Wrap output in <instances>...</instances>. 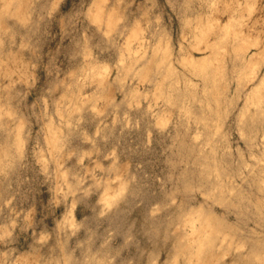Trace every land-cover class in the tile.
I'll list each match as a JSON object with an SVG mask.
<instances>
[{"label":"rangeland","instance_id":"rangeland-1","mask_svg":"<svg viewBox=\"0 0 264 264\" xmlns=\"http://www.w3.org/2000/svg\"><path fill=\"white\" fill-rule=\"evenodd\" d=\"M95 1L97 3V0H24L19 6L16 4L19 0H15L13 4L11 3L10 10L5 11L3 6L5 2L9 3V0H0V15L3 16L0 22V163L4 160L6 163L0 164L2 171L0 173V264H168L169 262H171L169 264H194L196 257H193L194 262L188 263L187 256L190 250L188 249L182 257L180 246L186 248L187 242L190 243L189 248L198 245L189 241L195 236L196 239L198 238L196 243L200 240L202 243L204 234L199 231L202 230L197 220L199 214L195 216V213L203 214L209 211L212 212L211 217L214 215L221 218L220 222L225 216V223L220 224L224 225V232L226 225L229 226L230 234L229 237H224L226 233L219 237L218 232L222 226L220 225V229H217V226V232H214L216 240L213 239V234L211 247L202 252L203 259L207 256L212 260L209 259L204 264H242L245 258L248 261L250 259L249 264H264V255L261 257L262 260L258 258L257 262L254 255V258H250L251 254L249 258L246 257L249 255L248 246L252 242L259 244L264 237V203L261 201L264 199V192L256 193L257 188L253 185L254 172L256 167L261 166L260 157L264 149V121H261L264 108L256 109L253 105L250 112L244 110L243 115L240 113V110L245 109L247 92L251 91L259 77L264 76V58L255 76L247 74L245 77L244 71H239L242 62L245 63L252 52L256 60L259 58L257 57L261 46L259 43L264 37V29H262L264 0H256L257 3L252 0L255 2L253 3L255 5L251 4L254 6L251 7L252 11H248L249 2L245 4L244 0H227L228 2L214 0V4L211 2L213 0L210 2L199 0L200 3L198 0H103L104 2L98 0L97 5ZM222 3L228 6L226 12ZM208 4L210 7L215 5V8L213 6L210 8ZM238 7L243 11V15H247L248 12L251 14L242 18L240 31L243 29L245 33L247 29L248 32L245 33L246 35L241 34L246 36L243 39L247 40V34L251 33L258 35L257 38L261 40L256 41L258 44L254 42L248 44L244 60L243 50L238 54L240 50L236 49L238 51L236 53L233 43L231 46L233 34L231 36L230 32L228 37L225 34L227 27L225 24L229 22L234 25L233 23L236 24L237 19L240 18L238 16L242 11ZM216 8L218 11H214ZM111 11L113 15L111 19L114 21V17L117 18L113 25L109 23ZM189 11L192 12L191 15ZM205 17L209 19L206 20ZM188 19L190 22L187 21ZM196 19H201L197 26H195L198 22ZM254 19L259 22L255 24L256 28L251 27ZM208 21L213 22L215 30L213 28V31L209 32L210 36L209 33L207 36L205 34L206 39L200 40V30ZM199 26H202L201 29ZM132 27L133 29L137 27L138 33H135L136 29L133 30ZM132 32L135 37L129 36ZM193 35L195 40L199 35L200 38L198 37L197 40L201 42L203 40L204 43L197 41L195 43ZM159 37L161 40H158ZM128 38L130 43L127 42ZM214 38L223 40V48H218L221 42L219 40L216 42L217 39ZM166 40L170 48L171 46L173 48L167 52L169 55L164 54L163 47L167 44ZM210 40L211 47H208L207 41ZM212 41L215 42V46L217 45V51L221 52L220 56H216L219 59L214 58L211 53L214 50ZM152 42L156 45L154 49ZM192 42L195 45L191 44ZM128 44L134 51L139 52H134L132 49L128 51L126 48ZM157 44L159 52L156 49ZM197 45L200 50H197ZM227 50L230 54L226 53ZM132 51L138 56L141 54L140 57L137 54L135 56L134 53L133 56ZM157 52L161 55H156ZM209 52L213 58L207 55ZM128 55L131 57H127ZM186 55L196 63H199V58H201L200 62L208 61L209 65L212 64L210 67H213L209 71L213 69L215 73L216 67L213 65L216 62L218 66L221 65L219 70L224 75L218 72L222 77L219 79L221 82L218 81V75L213 77V72L208 70L207 72L212 76L205 72L203 73L205 77H202L203 74L194 75V70L192 71L189 65H184ZM141 56H145L146 59ZM160 56L166 58L167 63L160 62L162 60ZM223 56L226 58L224 59ZM138 58L143 59L140 62ZM144 59L143 64L148 62V67L144 65L142 67ZM168 60L173 62L172 66L175 65V68L168 67ZM171 70L174 72L173 76ZM180 74L183 75V79ZM165 76L173 78L164 81ZM239 76L242 77L241 80ZM204 81L202 86L201 83ZM225 81L230 85L228 86ZM168 83L175 86H170ZM178 85L181 89H178ZM189 86H192L193 90ZM154 87L157 89L155 90ZM215 88H219V91L223 90L225 98L222 95L217 101L218 97H214L213 92ZM179 90H183L184 95ZM216 103L220 107L218 104L216 106ZM216 110L218 113L215 112ZM223 112H226L225 115ZM251 114L258 115V119L255 117V120H252ZM237 117L239 119L243 117V122L241 123L242 119L239 121ZM246 121L250 124L245 130ZM260 128H263V131ZM238 129L239 133L236 131ZM196 132L202 133L198 136ZM53 134L56 138H53ZM240 135L245 138H241ZM18 136L21 143L17 140ZM199 142H201L200 146ZM5 147L8 149L6 150ZM12 154L14 159L11 158ZM224 162L230 164H227L229 165L227 169ZM220 165L223 169L218 167ZM243 166L247 170L254 166L250 170L252 173L248 171L247 173ZM214 168L218 171L216 169L214 171ZM220 168L224 170L223 173ZM197 175L199 176L196 178ZM208 188L213 192H207ZM217 188L218 191L221 189L220 193L217 192ZM229 188L232 191L228 190ZM255 195L257 198L261 197L259 195L263 196L259 200ZM215 198L218 200L216 201ZM107 200L111 201L110 204ZM230 200L234 201V206ZM253 202H257L259 207L256 204L254 207L251 206ZM192 204L193 209H189ZM186 214H190V218L196 221L194 225H198L197 229L194 227V231L190 230L192 227H188L190 218L187 219L189 216ZM183 220L186 223H183L185 228L182 224ZM186 220L188 223L185 222ZM193 233L196 235L194 236ZM231 236H233L232 242H230ZM236 239L239 241L242 239L244 248L237 247L239 241ZM246 240H249V243ZM224 250L227 252L224 253ZM216 254L219 255L218 258L221 257L217 261Z\"/></svg>","mask_w":264,"mask_h":264},{"label":"bare ground","instance_id":"bare-ground-1","mask_svg":"<svg viewBox=\"0 0 264 264\" xmlns=\"http://www.w3.org/2000/svg\"><path fill=\"white\" fill-rule=\"evenodd\" d=\"M13 1L15 2V0H9V3H6V2H5L4 6H3V8H4L3 10L6 11V9H9V8L11 7V3L13 4ZM23 1H24V0H19V2H18L19 4H18L17 2H16V4L20 6V5L22 4ZM101 1H103V0H101ZM101 1H100V2H101ZM104 1H105V0H104ZM104 1H103V2H104ZM195 1H196V0H195ZM198 1H199V0H198ZM205 1H206V0H205ZM207 1H208V0H207ZM225 1H227V0H225ZM245 1H246V2H245ZM253 1H254V0H253ZM253 1H252V0H244L245 4L249 2V3H248V4H249L248 11H252V10H251V9H252L251 7H254L253 5H255V4H253V3H255L256 0H255V2H253ZM100 2H99V4H100ZM209 2H210V0H209ZM211 2H213V4H214V0L211 1ZM222 2H223V1H222ZM227 2H228V1H227ZM244 2H243V3H244ZM94 3H96V1H95ZM97 3H98V0H97ZM97 3H96V5H97ZM189 3H190V2H188V4H189ZM198 3H200V1H199ZM216 3H217V1H216ZM216 3H215V4H216ZM223 3H224V2H223ZM223 3H222V5L225 6V12H226V8H228V6H226V5L223 4ZM256 3H257V2H256ZM103 4H104V3H103ZM206 4H207V3H206ZM209 4H210V3H209ZM209 4H208V6L210 7ZM236 4H238V3L236 2ZM251 4H253V5H251ZM17 5H16V7H17ZM25 5H26V4H25ZM93 5H95V4H93ZM198 5H199V4H198ZM202 5H203V4H202ZM240 5H241V4H240ZM100 6H102V5H100ZM208 6H206V7H208ZM212 6H213V5H212ZM212 6H211V7H212ZM214 6H215V5H214ZM214 6H213V7H214ZM16 7H14V8H16ZM90 7H91V6H90ZM102 7H103V6H102ZM198 7H200V5H199ZM211 7H210V8H211ZM213 7H212V8H213ZM216 7H217V6H216ZM218 7H219V6H218ZM229 7H230V6H229ZM245 7H246V6H245ZM96 8H97V7H96ZM99 8H100V7H99ZM99 8H98V10H99ZM193 8H194V7H193ZM214 8H215V7H214ZM236 8H237V5H236ZM236 8H234V9H236ZM16 9H17V8H16ZM19 9H21V8H19ZM102 9H103V8H102ZM112 9H113V7H112ZM145 9H146V8H145ZM147 9H148V8H147ZM189 9H190V7H189ZM189 9H188V10H189ZM200 9H202V8H200ZM234 9H231V10H234ZM238 9L241 10L240 7H238ZM9 10H10V9H9ZM26 10H27V9H25V11H26ZM91 10H92V8H91ZM94 10H96V9L94 8ZM114 10H115V9H114ZM192 10H193V9H192ZM228 10H229V9H228ZM7 11H8V10H7ZM17 11H18V9H17ZM92 11H93V10H92ZM146 11H147V10H146ZM196 11H197V9H196ZM214 11H218L217 8H216V10H214ZM241 11H242V10H241ZM246 11H247V10L245 9V12H246ZM93 12H94V11H93ZM95 12H97V10H96ZM189 12H190V11H189ZM193 12H194V11H193ZM201 12H202V11H201ZM230 12H231V11H230ZM233 12L235 13L236 11H233ZM22 13H23V12H22ZM111 13H112V11L109 13V23H112L111 25H113V22H114L117 18L114 17L115 20L113 21V20H112V19H113V18H112L113 15H112ZM148 13H149V12H148ZM148 13H147V14H148ZM191 13H192V12H190V15H191ZM195 13H196V12H195ZM206 13H207V12H206ZM206 13H205V16H206ZM211 13H212V12H211ZM91 14H92V13H91ZM113 14H114V13H113ZM184 14L186 15V13H184ZM221 14H222V13H221ZM248 14L251 15L249 12L247 13V15H248ZM94 15L98 16L97 13H96V14L94 13ZM185 15H184V16H185ZM187 15H188V14H187ZM194 15H195V14H194ZM196 15H197V14H196ZM239 15H240V16H238V15H237V16L240 17V18L237 19V17H236V19H237L238 22H236V24L233 23L234 25L230 24L229 22L226 23V22L224 21V22L226 23L225 26H227V27H226V32H225V34H226L227 36H226V35H225V36L228 37V34H230V32H231V36H232V34H233L232 37H234V38H232L231 46H232V43H233L234 50H236V49H237L238 51L240 50L239 53H238V51L236 50V53H238V54H240L241 51L243 50L242 52H244V53H242V55H243V60H244V59H245V52H246L247 49H248V44H249V45H250V44H253V42H254V44H258L257 42H258V40H260V39L257 38V37H259L258 35H257V36L254 35V34L252 35L251 33L247 34V37H248L247 40H244V39H243V37L246 35L245 33L247 32V29H246V32L244 33V32H243V29L240 31V27H241V25H242L241 22L243 21V19H242L243 16L246 17L247 15H243V11H242V13L240 12ZM249 15H248V16H249ZM1 16H2V15H0V22H1ZM20 16H21V15H20ZM107 16H108V15H107ZM213 16H214V15H213ZM213 16H212L211 18H213ZM230 16H231V14H230ZM232 16H233V15H232ZM2 17H3V16H2ZM92 17H93V16H92ZM187 17H188V16H187ZM189 17H190V16H189ZM194 17H195V16H194ZM198 17H200V14L198 15ZM206 17H207V16H206ZM206 17H205V19L208 20L209 18H206ZM233 17H234V16H233ZM111 18H112V19H111ZM185 18H186V17H185ZM195 18H196V17H195ZM256 18H257V17H256ZM256 18H255V19H256ZM186 19H187V18H186ZM189 19H190V18H189ZM189 19H188L187 21H189ZM193 19H194V18H193ZM218 19H219V18H218ZM255 19H254L253 23L251 24V27H254V26H255V28H256V25H255V24L258 22V20H255ZM261 19H263V18L261 17ZM194 20H195V19H194ZM197 20H198V19H196V21H197ZM200 20H201V19H200ZM200 20H198V22H197V24H195V26H197V25L199 24ZM216 20H217V18H216ZM252 20H253V19H252ZM96 21H97V20H96ZM98 21H99V20H98ZM98 21H97V22H98ZM100 21H101V20H100ZM100 21H99V22H100ZM111 21H112V22H111ZM185 21H186V20H185ZM192 21H193V20H192ZM217 21H218V20H217ZM227 21H228V20H227ZM189 22H190V21H189ZM213 22H215V18H213ZM213 22H212V21H210V22L208 21V23L205 22L206 24H204L203 27L201 26V27H202V30H200V31H201V34H199L201 38L199 37V35H197V36L200 38V40H201L202 38H203V40H204L205 36H207V34H208L210 31H213V28H214V27H213ZM231 22H233V21H231ZM251 22H252V21H251ZM105 23H106V22H105ZM115 23H116V22H115ZM184 23H185V22H184ZM184 23H183V24H184ZM195 23H196V22H195ZM239 23H240V24H239ZM258 23H259V22H258ZM100 24H101V23H100ZM185 24H186V23H185ZM185 24L183 25V28H184ZM217 24H218V23H217ZM243 24H244V23H243ZM114 25H115V24H114ZM192 25H194V24H192ZM214 25H215V24H214ZM245 25H246V23H245ZM108 26H109V25H108ZM186 26H187V25H186ZM195 26H192V27H195ZM221 26H222V25H221ZM221 26H220V27H221ZM133 27H134V26H133ZM133 27H132V29H133ZM138 27H139V26H138ZM199 27H200V26H199ZM201 27H200L199 29H201ZM0 28H1V26H0ZM136 28H137V27H135L134 29H136ZM188 28H189V27H188ZM188 28H187V29H188ZM134 29H133V30H134ZM138 29H139V28H138ZM189 29H190V28H189ZM196 29H198V27H197ZM217 29H218V28H217ZM251 29H252V28H251ZM262 29H264V28H262ZM130 30H131V29H130ZM214 30H215V28H214ZM137 31H138L137 29L134 30L135 33H136ZM184 31H185V30H184ZM190 31H191V30H190ZM197 31H198V30H197ZM220 31H221V29H220ZM224 31H225V29H223V32H224ZM263 31H264V30H263ZM263 31H262V33H263ZM134 32H132V34H130L129 36L132 37V36L134 35ZM216 32H217V30H216ZM241 32H243V33H241ZM105 33H106V32H105ZM137 33H138V32H137ZM161 33H162V32H161ZM199 33H200V32H199ZM213 33H214V32H213ZM213 33H212V34H213ZM217 33H218V32H217ZM247 33H248V32H247ZM106 34H107V33H106ZM108 34H109V33H108ZM163 34H164V33H163ZM188 34H189V33H188ZM193 34L195 35V32H194ZM205 34H206V35H205ZM219 34H220V33H219ZM241 34H245V35L243 36V35H241ZM258 34H259V32H258ZM159 35H160V34H159ZM194 35H193V37H192L193 39L195 38ZM204 35H205V36H204ZM223 35H224V34H223ZM129 36H128V37H129ZM135 36H136V35H134V37H135ZM156 36H157V35H156ZM185 36H186V35H185ZM195 36H196V35H195ZM209 36H210V33H209ZM213 36H214V35H213ZM134 37H133V38H134ZM157 37H158V36H157ZM160 37H162V36H160ZM160 37L158 38V40H159V39L161 40ZM198 37H196V40L194 39V40H195V43H196V41H197V43H198V42H201V41H198V40H197ZM216 37H217V36H216ZM226 37H225V38H226ZM229 37H230V36H229ZM245 37H246V36H245ZM133 38H132V39H133ZM136 38H139V37H136ZM165 38H166V37H165ZM165 38H164V40H165ZM167 38H168V37H167ZM190 38H191V37H190ZM217 38H218V37H217ZM217 38H216V39H217ZM220 38H221V35H220L219 39H220ZM132 39H131V40H132ZM205 39H206V38H205ZM214 39H215V38H214ZM216 39H215V40H216ZM219 39H217L216 42H218ZM261 39H262V37H261ZM128 40H129V41H127V42L130 43V38H128ZM190 40H192V39H190ZM203 40H202L201 43H204ZM212 40H213V38H212ZM192 41H193V40H192ZM219 41H220V40H219ZM222 41H223V40L220 41L221 44H219L220 46H218V48H219V47H222V48H223L224 43H223ZM256 41H257V42H256ZM260 41H261V40H260ZM166 42H167L166 46L163 47L165 52L162 50V51L164 52V54H167V52H170V51H169L170 49H171V50L173 49L172 46H171V48H170V44L168 43L167 40H166ZM207 42H209L208 45H207V46L209 47V46H210L209 44H210L211 40H210V41H207ZM213 42H214V41H212V43H213ZM224 42H225V44L227 43L225 40H224ZM248 42H249V43H248ZM161 43H162V42H161ZM161 43H160V44H161ZM187 43H188V42H187ZM152 44H153V45H152ZM152 44H150V47L153 46V49H154L156 45H154L155 43H153V42H152ZM168 44H169V45H168ZM191 44L195 45L193 42H192ZM259 44H261V46H260V49H258V50H260V51H258L259 56H257V57H259V58H257V60L252 56V55H254L253 52H252V55L249 54V56L251 55V57H250L245 63L241 61V62L243 63V64H242V63L240 62V63L242 64V67H241V69H240V68H238V69H240L239 71H241V72L244 71V73H245V77H246L247 74H248L249 76H250V75H251V76H252V75L255 76V75L257 74L258 70H259V69H258L259 66H261V63H263L262 58H264V57H262V56L264 55V37H263V39H262V42H260ZM128 45H129L128 47H126V46H124V47L128 48V51H130L131 49L133 50L132 46H131L130 44H128ZM151 45H152V46H151ZM189 45H190V44H189ZM229 45H230V44H229ZM143 46H144V45H143ZM145 46H147V45H145ZM190 46H192V45H190ZM205 46H206V45H205ZM205 46H204V47H205ZM183 47H185V46H183ZM197 47H198V45L196 46V48H197ZM199 47H200V43H199ZM199 47L197 48V50H198V49L200 50ZM210 47H211V46H210ZM212 47H214V48H213V49H214L213 52L211 51L212 55L214 56V58L219 59V58H217V57H218V55L220 56V53H221V52H220V51H219V52L217 51V45L215 46V42L213 43ZM147 48H148V46H147ZM163 48H162V49H163ZM194 48H195V46H194ZM194 48H192V49H194ZM196 48H195V49H196ZM205 48H206V47H205ZM123 49H124V48H123ZM144 49H145V47H144ZM153 49H152V50H153ZM156 49H158L157 51L159 52L158 44H157ZM181 49H183V48H181ZM211 49H212V48H211ZM126 50H127V49H126ZM140 50H141V49H140ZM183 50H184V49H183ZM186 50H187V49H186ZM201 50H203V48H202ZM133 51H134V50H133ZM133 51H132L131 54H133L134 52H139L138 50H136V51H134V52H133ZM150 51H151V50H150ZM221 51H222V49H221ZM223 51H224V50H223ZM153 52H154V50H153ZM158 52H157V53H158ZM186 52L189 53V51H186ZM128 53H129V52H128ZM151 53H152V52H151ZM154 53H155V52H154ZM226 53H229V51L227 50ZM233 53H234V51H233ZM254 53H255V52H254ZM129 54H130V53H129ZM134 54H135V53H134ZM134 54H133V56H134ZM136 54H137V53H136ZM136 54H135V56H136ZM164 54H163V55H164ZM170 54H172V53H170ZM206 54H207V53H206ZM209 54H210V52H209L207 55H209ZM229 54H230V53H229ZM238 54H237V55H238ZM255 54H257V53H255ZM260 54H262V56H261ZM140 55H141V54H140ZM140 55L138 56V54H137L138 57H140ZM156 55H161V53H160V54L158 53V54H156ZM156 55H152V56L155 57ZM167 55H169V54H167ZM187 55H188V54H187ZM187 55H186V58H184V61L186 62V63L184 62V63H185L184 65H186V66L189 65V67L192 68V71L194 70V73H195L194 75H198V74L202 75L204 72H205V74L208 73V72H213V77H214V76L217 77V75H218V81H219V79H222L221 74L223 75V73H221L222 71L219 70L221 65L218 66L217 62H216L217 66H215L216 64L213 65L214 67H216V70H215L216 73H215V72L213 71V69H211L212 71H209V69H210V68H213V67H210L212 64L209 65V62H208V61H206V63H204L205 61H203V60H202V62H200L201 58H199V59H200V60H199V63H196V61H193L194 59L190 60V58H187ZM207 55H206V57H207ZM233 55H235V53H234ZM257 55H258V54H257ZM145 56H146V52H145ZM145 56H141V57L145 58ZM152 56H151V57H152ZM183 56H184V55H183ZM183 56H182V57H183ZM209 56H210V55H209ZM209 56H208V58H209ZM213 56H210V57L213 58ZM216 56H217V57H216ZM127 57L130 58L131 55H130V56L128 55ZM146 57H147V56H146ZM160 57H161V59H162L160 62L167 63V62H166L167 60H165L166 58L164 59L163 56H160ZM165 57H167V56H165ZM189 57H190V55H189ZM202 57H204V56H202ZM206 57H205V58H206ZM233 57L235 58V56H233ZM143 58H142V59H143ZM152 58H153V57H152ZM158 58H159V56H158ZM180 58H181V57H180ZM192 58H193V57H192ZM220 58H222V56H221ZM223 58H224V56H223ZM225 58H226V57H225ZM225 58H224V59H225ZM136 59H137V58H136ZM138 59H139V61L141 62L142 59H141V58H138ZM145 59H146V58H145ZM145 59L142 61V67H144V66H145V67H146V66L148 67L147 64H149V63L147 62V60H146L147 63H146V64H143V62L145 61ZM148 59H149V58H148ZM159 59H160V58H159ZM117 60H118V59H117ZM170 60H172V59H171V56H170ZM182 60H183V59H182ZM210 60H211V59H210ZM132 61H133V60H132ZM139 61H138V62H139ZM156 61H158V60H156ZM234 61H235V60H234ZM236 61H237V60H236ZM133 62H134V61H133ZM138 62H136V64H137ZM160 62L158 61V64H159ZM182 62H183V61H182ZM182 62H180V65H181ZM229 62H230V61H229ZM144 63H145V62H144ZM172 63H173V62H171V61L168 60V64H169L168 67H171V66H172ZM223 63H224V62H223ZM225 63H226V62H225ZM230 63H231V62H230ZM119 64H120V62H119ZM126 64H127V63H126ZM129 64H130V63H129ZM150 64H151V63H150ZM160 64H161V63H160ZM226 64H227V63H226ZM134 65H135V64H134ZM134 65H133V66H134ZM143 65H144V66H143ZM161 65H162V64H161ZM190 65H191V66H190ZM235 65H236V64H235ZM126 66H129L130 68L132 67V66H130V65H126ZM139 66H141V65H139ZM139 66H138V67H139ZM155 66H156V64H155ZM163 66H164V65H163ZM163 66H162V67H163ZM165 66H166V65H165ZM165 66H164V67H165ZM174 66H175V65H173L172 67H174ZM181 66H182V65H181ZM222 66H224V65H222ZM236 66H237V65H236ZM238 66H241V65L238 64ZM116 67H117V66H116ZM121 67H122V66H121ZM162 67H161V68H162ZM166 67H167V66H166ZM168 67H167V68H168ZM183 67L185 68V66H183ZM232 67H233V66H232ZM232 67H231V68H232ZM4 68H5V67H4ZM130 68L128 69L129 71L131 70ZM132 68H134V67H132ZM161 68H160V69H161ZM174 68H175V67H174ZM124 69H125V67H124ZM134 69H135V68H134ZM140 69H141V68H140ZM168 69H169V68H168ZM171 69H172V68H171ZM214 69H215V68H214ZM217 69H218V71H217ZM225 69H226V68H225ZM236 69H237V68H236ZM238 69H237V70H238ZM137 70H138V69H136V71H137ZM157 70H158V69H157ZM174 70H175V69H174ZM207 70H208V72H207ZM228 70H229V69H228ZM233 70H234V69H233ZM237 70H234V71H237ZM5 71H6V69H5ZM136 71H135V72H136ZM140 71H141V70H140ZM160 71H161V70H160ZM163 71H164V70H163ZM167 71H168V70H167ZM171 71H172V70H171ZM234 71H233V73H234ZM263 71H264V70H263ZM100 72H101V71H100ZM100 72H99V74H100ZM127 72H128V71H127ZM138 72H139V71H138ZM218 72L221 73V74H219ZM123 73H124V72H123ZM123 73H122V75H123ZM143 73H144V71H143ZM159 73L162 74L161 72H159ZM165 73H167V72L165 71ZM173 73H174V72L172 71L171 75H172ZM189 73H190V70H189ZM191 73H192V72H191ZM191 73H190V74H191ZM217 73H218V74H217ZM239 73H240V72H239ZM239 73H238V74H239ZM136 74L139 75V73H136ZM169 74H170V73H169ZM177 74H178V73H177ZM177 74H176V75H177ZM182 74H183V73H182ZM187 74H188V73H187ZM205 74H203L202 77H205V76H204ZM208 74H209L210 76H212L210 73H208ZM224 74H225V73H224ZM229 74H230V73H229ZM140 75H141V74H140ZM176 75H175V76H176ZM184 75H185V74H184ZM200 75H199V77H200ZM94 76H95V74H94ZM142 76H143V74H142ZM163 76H164V75H163ZM166 76H167V75H166ZM166 76H165L164 81H166L167 78H171V77H166ZM172 76H173V75H172ZM180 76H181V74H180ZM223 76H224V75H223ZM228 76H229V75H228ZM231 76H232V75H231ZM242 76H243V75H242ZM260 76H261V75H260ZM146 77H149V76H146ZM160 77H161V75H160ZM160 77H159V78H160ZM182 77H183V75L181 76V78H182ZM188 77H189V76H188ZM229 77H230V76H229ZM229 77H228V78H229ZM239 77H240V76H239ZM243 77H244V76H243ZM257 77H258V76H257ZM144 78H145V77H144ZM159 78H158V79H159ZM172 78H173V77H172ZM172 78H171V79H172ZM178 78H179V77H178ZM178 78H177V79H178ZM224 78H226V77H224ZM230 78H231V77H230ZM230 78H229V79H230ZM248 78H249V77H248ZM252 78H253V77H252ZM259 78H261V79L259 80ZM259 78H258V81H256V83L254 84V86H253L251 89L249 88L251 91H250V92H247L248 94H246L247 97H246V102H245V109H242V110L239 109V110L241 111L240 113L244 112V110H249V112H250V111H251V108L253 107V105H254V107H256V109H257V108L260 109V108H262V107L264 108V106H263V105H264V76H263V77L261 76V77H259ZM158 79H157V80H158ZM161 79H162V78H161ZM161 79H160V80H161ZM182 79H183V78H182ZM189 79H190V78H189ZM241 79H242V77H240V80H241ZM173 80H175V78H174ZM204 80H205V79H204ZM208 80H209V79H208ZM208 80H207V82H208ZM216 80H217V79H216ZM250 80H251V79H250ZM162 81H163V80H162ZM170 81H172V80H170ZM170 81H168V82H170ZM190 81H191V80H190ZM190 81H189V83H190ZM214 81H215V80H214ZM214 81H213V82H214ZM218 81H217V85H218ZM251 81H252V80H251ZM197 82H198V81H197ZM215 82H216V81H215ZM220 82H221V80L219 81V83H220ZM227 82H228V81H227ZM227 82L225 81L226 84H227ZM246 82H247V81H246ZM248 82H249V81H248ZM156 83H158V82H156ZM204 83H205V81H204L203 83H201L202 86L204 85ZM210 83H211V82H210ZM239 83H240V82H239ZM182 84H183V81H182ZM186 84H187V83H186ZM208 84H209V83H208ZM213 84H214V83H213ZM226 84H225V85H226ZM235 84H236V81H235ZM246 84H247V83H246ZM162 85H163V83L161 84V87H162ZM168 85H170V86H175V85L170 84V83H168ZM217 85H214V87L217 86ZM220 85H221V84H220ZM220 85H219V86H220ZM227 85H228V84H227ZM227 85H226V86H227ZM229 85H230V84H229ZM229 85H228V86H229ZM154 86H155V85H154ZM170 86H169V88H170ZM176 86H177V85H176ZM182 86H183V85H182ZM193 86H194V85H193ZM197 86H198V85H197ZM197 86H196V88H198ZM211 86H213V85H211ZM219 86H218V87H219ZM236 86H237V84H236ZM240 86H241V85H240ZM240 86H239V88H240ZM157 87H158V85H157ZM159 87H160V86H159ZM184 87H185V89H186V86H184ZM189 87H190L191 90H193V89L191 88L192 86H189ZM189 87H188V88H189ZM200 87H201V86H200ZM200 87H199V88H200ZM206 87H207V86H206ZM233 87H235V86H233ZM247 87H248V86H247ZM154 88H155V87H154ZM167 88H168V87H167ZM219 88H220V87H219ZM219 88H218V89L215 88V89L213 90V92L215 93V94H214V97H216V96L218 97V98H217V101H218V99H219L222 95H224V94L222 93L223 90H220V91H219ZM226 88H227V87H226ZM226 88H225V89H226ZM237 88H238V87H237ZM237 88H236V89H237ZM156 89H157V88H155V90H156ZM161 89H162V88H161ZM178 89H181V88L179 87V85H178ZM182 89H184V88H182ZM227 89H228V88H227ZM249 89H248V91H249ZM188 90H189V89H188ZM188 90H186V91H188ZM229 90H230V89H229ZM158 91H159V88H158ZM166 91H168V90H166ZM173 91H174V90H173ZM179 91H182V94H183V90H179ZM184 91H185V90H184ZM186 91H185V92H186ZM207 91H208V89H207ZM237 91H238V90H237ZM241 91H242V89H241ZM161 92H163V91H161ZM196 92H197V90H196ZM196 92H195V93H196ZM244 92H245V91H244ZM244 92H243V93H244ZM158 93H159V92H158ZM174 93H176V90H175ZM201 93H202V92H201ZM203 93H204V92H203ZM239 93H240V92H239ZM245 93H246V92H245ZM155 94H156V93H155ZM155 94H154V95H155ZM177 94H178V93H177ZM180 94H181V93H180ZM188 94H189V93H188ZM191 94H192V93H191ZM232 94H233V93H232ZM236 94H237V92H236ZM157 95H158V94H157ZM161 95H162V93H161ZM167 95H169V94L167 93ZM171 95H172V93H171ZM183 95H184V94H183ZM183 95H182V96H183ZM195 95H196V94H194V97H195ZM198 95H199V94H198V92H197V96H198ZM219 95H220V96H219ZM155 96H156V95H155ZM180 96H181V95H180ZM185 96H186V95H185ZM185 96H183V97H185ZM200 96H201V95H200ZM158 97H159V95H158ZM169 97H170V96H169ZM191 97H192V95H191ZM204 97L206 98V96H204ZM210 97H212V96H210ZM214 97H212V98H214ZM230 97H231V96H230ZM237 97H238V96H237ZM165 98H166V97H165ZM188 98H189V96H188ZM224 98H225V95H224ZM176 99H177V98H176ZM194 99H195V98H194ZM210 99H211V98H209V101H211ZM237 99H238V98H237ZM167 100H168V99H167ZM169 100H170V99H169ZM190 100H191V98H190ZM204 100H205V99H204ZM220 100H221V99H220ZM220 100H219V101H220ZM223 100H224V99H223ZM225 100H226V99H225ZM164 101H165V100H164ZM170 101H171V100H170ZM170 101H169V102H170ZM187 101H188V100H187ZM187 101H186V103H187ZM205 101H207V100H205ZM217 101H216V102H217ZM165 102H166V101H165ZM213 102H214V101H213ZM227 102H228V101H227ZM190 103H191V102H190ZM197 103H198V101H197ZM208 103H209V102H208ZM236 103H237V102H236ZM242 103H243V102H242ZM173 104H174V103H173ZM178 104H179V103H178ZM182 104H183V103H182ZM217 104H218V103H216V106H217ZM220 104H221V103H220ZM179 105H180V104H179ZM179 105H178V106H179ZM201 105H202V104H201ZM218 105H219V104H218ZM233 105H234V104H233ZM241 105H242V104H241ZM171 106H172V105H171ZM174 106H175V104H174ZM186 106H187V105H186ZM190 106H191V104H190ZM198 106H199V105H198ZM198 106H197V107H198ZM96 107H97V106H96ZM180 107H181V106H180ZM180 107H179V109H180ZM219 107H220V105H219ZM232 107H233V106H232ZM181 108H182V107H181ZM225 108H226V107H225ZM228 108H229V107H228ZM228 108H227V109H228ZM242 108H243V107H242ZM256 109H255V110H256ZM7 110H8V109H7ZM181 110H182V109H181ZM185 110H186V109H185ZM212 110H213V109H212ZM218 110H219V109H218ZM222 110H223V109H222ZM239 110H238V111H239ZM262 110H263V109H262ZM190 111H191V110H190ZM190 111H189V113H190ZM227 111H228V110H227ZM229 111H230V110H229ZM236 111H237V110H236ZM201 112H202V111H201ZM210 112H211V111H210ZM215 112L218 113L217 110H216ZM221 112H222V111H221V109H220V113H221ZM185 113H186V112H185ZM189 113H188V114H189ZM203 113H204V112H203ZM207 113H208V112H207ZM211 113H212V112H211ZM223 113H224V112H223ZM225 113H226V112H225ZM225 113H224V115H225ZM228 114H229V113H228ZM236 114H237V113H236ZM248 114H249V113H248ZM248 114H247V115H248ZM254 114H256L255 111H254ZM254 114H253V115L251 114V115H252V120H255V119H254L255 117L258 119V115L256 116V115H254ZM260 114H261V113H260ZM190 115H191V114H190ZM240 115H241V114H240ZM242 115H243V113H242ZM251 115H250V116H251ZM74 116H75V115H74ZM214 116H215V115H214ZM228 116H229V115H228ZM228 116H227V118H228ZM77 117H78V116H77ZM162 118H163V117H162ZM220 118H221V117H220ZM222 118H224L223 115H222ZM235 118H236V116H235ZM237 118L239 119V117H237ZM242 118H243V117H242ZM242 118H241V119H242ZM246 118H247V117H246ZM249 118L251 119V117H249ZM204 119H205V118H204ZM206 119H207V118H206ZM206 119H205V120H206ZM217 119H218V118H217ZM241 119H239V121H240ZM244 119H245V118H244ZM261 119H262V118H261ZM164 120H166V119H164ZM167 120H168V119H167ZM215 120H216V119H215ZM220 120H221V119H220ZM224 120H225V119H224ZM245 120H246V119H245ZM259 120H260V119H259ZM76 121H77V120H76ZM160 121H161V120H160ZM208 121H209V120H208ZM212 121H213V120H212ZM212 121H211V122H212ZM216 121H217V120H216ZM216 121H214V122H216ZM221 121H222V120H221ZM237 121H238V120H237ZM256 121H258V120H256ZM261 121H264V115H263V119H262ZM157 122H158V121H157ZM164 122H165V121H164ZM197 122H198V121H197ZM240 122L242 123V122H243V119H242ZM223 123H224V122H223ZM245 123H246V124H245V126H246V127H245V130H246L247 126H248L250 123H249L248 121H246ZM253 123H254V121H253ZM262 123H263V122H262ZM158 124H159V123H158ZM221 124H222V122H221ZM260 124H261V123H260ZM74 125H76V124L74 123ZM161 125H162V124H161ZM161 125H159V126H161ZM199 125H200V124H199ZM215 125H216V124H215ZM256 125H257V124H256ZM163 126H165V124H164ZM201 126H202V125H201ZM211 126H212V125H211ZM216 127H218V126H216ZM222 127H223V126H222ZM240 127H241V126H240ZM240 127H239V128H240ZM243 127H244V126H243ZM249 127H250V126H249ZM218 128H219V127H218ZM227 128H228V126H227ZM205 129H206V128H205ZM221 129H222V128H221ZM243 129H244V128H243ZM260 129H261V128H260ZM262 129H263V128H262ZM262 129H261V130H262ZM214 130H215V128H214ZM219 130H220V129H219ZM241 130H242V129H241ZM250 130H251V128H250ZM250 130H249V131H250ZM263 130H264V129H263ZM263 130H262V131H263ZM201 131H203V130H201ZM215 131H216V130H215ZM228 131H229V129H228ZM236 131H238V133H239V129L236 130ZM204 132H206V131H204ZM221 132H222V131H221ZM221 132H220V133H221ZM250 132H251V131H250ZM263 132H264V131H263ZM201 133H202V132H201ZM201 133H198V134H201ZM209 133H210V132H209ZM238 133H237V134H238ZM256 133H257V132H256ZM256 133H255V134H256ZM50 134H51V133H50ZM54 134H55V133H54ZM54 134H53V138H56L57 135L55 134V136H56V137H55ZM196 134H197V132H196ZM198 134H197V135H198ZM213 134H215V133H213ZM216 134H218V133H216ZM240 134H241V133H240ZM243 134H244V133H243ZM48 135H49V134H48ZM51 135H52V134H51ZM209 135H210V134H209ZM224 135H225V134H224ZM245 135H246V134H245ZM260 135H261V134H260ZM194 136H196V135H194ZM198 136H199V135H198ZM222 136H223V134H222ZM48 137H49V136H48ZM200 137H201V136H200ZM210 137H211V136H210ZM240 137L242 138V137H244V136H243V135H242V136L240 135ZM51 138H52V137H51ZM206 138H207V137H206ZM220 138H221V137H220ZM224 138H226V137H224ZM244 138H245V137H244ZM244 138H243V139H244ZM47 139H48V138H47ZM200 139H202V138H200ZM228 139H229V138H228ZM260 139H261V138H260ZM17 140H18L19 143L22 142V141L20 142V138H19V136L17 137ZM49 140H50V139H49ZM196 140H197V139H195V141H196ZM203 140H204V139H203ZM205 140H206V139H205ZM207 140H208V139H207ZM213 140L216 141L217 139H216V140L213 139ZM224 140H225V139H224ZM248 140H249V138H248ZM248 140H247V141H248ZM5 141H6V140H5ZM51 141H52V140H51ZM55 141H56V140H55ZM55 141H53V142H55ZM193 141H194V139H193ZM208 141H209V140H208ZM210 141H212V140H210ZM219 141H220V140H219ZM221 141H222V140H221ZM247 141H246V144H247ZM8 142H9V141H8ZM222 142H223V141H222ZM225 142H226V141H225ZM6 143H7V142H6ZM9 143H10V142H9ZM47 143H48V142H47ZM50 143H51V142H50ZM188 143H189V142H188ZM200 143H201V142H199V144H198L199 146H200ZM204 143H207V142H204ZM213 143H214V142H213ZM228 143H229V142H228ZM230 143H231V142H230ZM10 144H11V143H10ZM10 144H9V147H10ZM15 144H17V143H15ZM48 144H49V143H48ZM189 144H190V143H189ZM189 144H188V145H189ZM224 144H225V143H224ZM249 144H251V143H249ZM253 144H254V143H253ZM7 145H8V144H7ZM17 145H18V144H17ZM17 145H16V146H17ZM213 145H214V144H213ZM213 145H212V146H213ZM215 145H216V144H215ZM229 145H230V144H229ZM229 145H228V146H229ZM251 145H252V144H251ZM0 146H1V145H0ZM54 146H55V145H54ZM203 146H204V145H203ZM207 146H209V145H207ZM223 146H224V145H223ZM228 146H227V147H228ZM253 146H254V145H253ZM253 146H252V147H253ZM255 146H256V145H255ZM263 146H264V145H263ZM51 147H52V146H51ZM56 147H57V146H56ZM190 147L192 148V146H190ZM204 147H205V146H204ZM210 148H211V146H210ZM210 148H209V149H210ZM250 148H251V147H250ZM253 148H254V147H253ZM5 149H6V147H5ZM7 149H8V147H7ZM7 149H6V150H7ZM11 149H13V148H11ZM56 149H57V148H56ZM202 149H203V148H202ZM223 149H224V148H223ZM223 149H222V150H223ZM229 149H230V148H229ZM231 149H232V148H231ZM1 150H3V149H1ZM200 150H201V149H200ZM200 150H199V151H200ZM215 150H216V149H215ZM222 150H221V151H222ZM250 150H251V149H250ZM191 151H192V150H191ZM204 151H205V150H204ZM213 151H214V149H213ZM216 151H217V150H216ZM2 152H3V151H2ZM6 152H7V151H6ZM197 152H198V151H197ZM200 152H201V151H200ZM222 152H223V151H222ZM228 152H229V150H228ZM236 152H237V151H236ZM240 152H241V150H240ZM240 152H239V153H240ZM248 152H249V151H248ZM7 153H9V150H8ZM13 153H15V152H13ZM201 153H202V152H201ZM212 153L214 154V152H212ZM215 153H216V152H215ZM223 153H224V152H223ZM231 153H233V152L231 151ZM255 153H256V152H255ZM190 154H191V153H190ZM210 154H211V153H210ZM243 154H244V153H242V155H243ZM250 154H251V153H250ZM250 154H249V155H250ZM258 154H259V153H258ZM261 154H262V156H261V157L259 156V157H260V161H261V163H260V162H259V163L261 164V166L259 165V167H256L255 172H254V173H255V175H254V180H255V181H254L253 185H255V187L257 188V189L255 188V189H256V193H258V192H260V193H261V192H264V166H263V164H264V149H263V153H261ZM12 155H13V154H12ZM197 155H198V154H197ZM199 155H200V153H199ZM199 155H198V157H199ZM233 155H234V153H233ZM233 155H232V156H233ZM239 155L241 156V153H240ZM252 155H253V154H252ZM256 155H257V154H256ZM0 156H1V155H0ZM3 156H4V155H3ZM215 156H216V154H215ZM222 156H224V155H222ZM228 156H229V155H228ZM250 156H251V155H250ZM250 156H249V157H250ZM4 157H5V156H4ZM6 157H7V156H6ZM6 157H5V158H6ZM9 157H10V156H9ZM194 157H195V156H194ZM200 157H201V156H200ZM205 157H206V156H205ZM229 157L231 158V156H229ZM241 157H243V156H241ZM256 157H257V156H256ZM1 158H2V157H1ZM5 158H4V159H5ZM11 158L14 159V155H13ZM213 158H214V157H213ZM216 158H217V157H216ZM216 158H215V159H216ZM250 158H251V157H250ZM257 158H258V157H257ZM257 158H256V159H257ZM4 159H3V160H4ZM12 159H11V160H12ZM195 159H197V158L195 157ZM200 159H201V158H200ZM242 159H244V158H242ZM245 159H246V158H245ZM245 159H244V160H245ZM252 159H253V158H252ZM6 160H8V159H6ZM208 160H209V159H208ZM217 160H218V159H217ZM217 160H216V161H217ZM220 160H221V159H220ZM227 160H228V159H227ZM227 160H226V161H227ZM230 160L232 161V159H230ZM230 160H228V161H230ZM236 160H237V159H236ZM9 161H10V160H9ZM194 161H195V160H194ZM203 161H204V160H203ZM226 161H225V162H226ZM231 161H230V162H231ZM3 162L5 163V160H4ZM3 162H2V163H3ZM6 162H7V161H6ZM197 162H198V161H197ZM199 162H200V161H199ZM210 162H211V161H210ZM225 162H224V164H225ZM240 162H241V161H240ZM244 162H246V161H244ZM2 163H0V164H2ZM189 163H190V162H189ZM191 163H193V162H191ZM215 163H216V162H215ZM238 163H239V162H238ZM248 163H249V162H248ZM254 163H255V162H254ZM256 163H257V161H256ZM5 164H6V163H5ZM11 164H12V163H11ZM11 164H10V165H11ZM200 164H201V163H200ZM200 164H199V165H200ZM220 164H222V163H220ZM227 164H229V162H227ZM227 164H225V165L227 166ZM240 164H241V163H240ZM242 164H244V163H242ZM192 165H193V164H192ZM201 165H202V164H201ZM203 165H204V164H203ZM205 165H206V164H205ZM229 165H230V164H229ZM229 165H228V166H229ZM232 165H233V164H232ZM238 165H239V164H238ZM246 165L248 166V165H250V164H246ZM253 165H254V164H253ZM2 166L4 167L5 165L3 164ZM2 166H1V167H2ZM206 166H207V165H206ZM206 166H205V167H206ZM213 166H214V165H213ZM228 166L226 167V169L228 168ZM244 166H245V165H244ZM244 166H243V168H245L246 172L248 171V172H251V173H252V171H250V170H252L254 166H252V168H250V169L248 168L249 170H247L246 167H244ZM255 166H256V165H255ZM257 166H258V165H257ZM10 167H12V166H10ZM196 167H197V166H196ZM199 167H202V166H199ZM208 167H210V166H208ZM218 167H221V168H222L221 165L218 166ZM230 167H231V166H230ZM233 167H234V166H233ZM193 168H194V167H193ZM221 168H220V171L223 173L224 170H221ZM236 168H237V167H236ZM238 168H240V166H239ZM200 169H201V168H200ZM200 169H199V170H200ZM203 169H204V168H203ZM205 169H206V168H205ZM208 169H209V168H208ZM215 169H216V168H214V171L217 170V169H216V170H215ZM222 169H223V168H222ZM226 169H225V170H226ZM230 169H231V168H230ZM197 170H198V169H197ZM199 170H198V171H199ZM206 170H207V169H206ZM231 170H232V169H231ZM236 170H237V169H236ZM236 170H235V171H236ZM241 170H242V169H241ZM6 171H7V169H6ZM191 171H192V170H191ZM201 171H202V170H201ZM217 171H218V170H217ZM227 171H228V170H227ZM227 171H226V174H228ZM239 171H240V170H239ZM1 172H2V171H0V173H1ZM3 172H4V171H3ZM221 172H218V173L221 174ZM237 172H238V171H237ZM248 172H247V173H248ZM203 173H204V172H203ZM207 173H208V172H206V174H207ZM209 173H210V172H209ZM239 173H240V172H239ZM7 174H9V173H7ZM199 174H200V176H201V173H199ZM220 174H218V175H220ZM226 174H225V176H226ZM231 174H232V172H231ZM237 174H238V173H237ZM240 174H242V173H240ZM4 175H5V174H4ZM4 175H3V176H4ZM191 175H192V174H191ZM204 175H205V174H204ZM238 175H239V174H238ZM198 176H199V175H197L196 178H197ZM210 176H211V175H210ZM210 176H209V177H210ZM232 176H233V175H232ZM232 176H231V177H232ZM236 176H237V175H236ZM240 176H241V175H240ZM245 176H247V175H245ZM249 177H250V176H249ZM249 177H248V178H249ZM206 178H207V177H206ZM227 178H228V177H227ZM237 178H238V177H237ZM242 178H243V177H242ZM65 179H66V178H65ZM199 179L201 180V178H199ZM202 179H203V178H202ZM214 179H215V178H214ZM220 179H221V178H220ZM228 179H231V178L229 177ZM233 179H234V178H233ZM200 180H199V182H200ZM222 180H223V179H222ZM241 180H242V179H241ZM209 181H210V179H208V182H209ZM224 181H225V180H224ZM199 182H198V183H199ZM201 182H202V181H201ZM201 182H200V183H201ZM217 182H218V181H217ZM229 182H230V181H229ZM252 182H253V181H252ZM198 183H197V184H198ZM205 183H207V182H205ZM218 183H219V182H218ZM223 183H224V182H223ZM188 184H190V183H188ZM201 184H202V183H201ZM191 185H192V184H191ZM191 185H190V186H191ZM218 185H219V184H218ZM209 186H210V184H209ZM120 187H121V186H120ZM122 187H123V186H122ZM192 187L194 188V185H193ZM197 187H198V186H197ZM212 187H213V185L211 186V188H212ZM215 187H216V185H215ZM215 187H214V188H215ZM209 188H210V187H209ZM209 188H208V191H207V192H209V193L213 192V190H212V191H209V190H211V189H209ZM214 188H213V189H214ZM230 188H232V187H230ZM230 188H229L228 190H230ZM233 188H234V187H233ZM119 189H120V188H119ZM121 189H122V188H121ZM187 189H188V188H187ZM199 189H200V188H199ZM199 189L197 188V190H199ZM222 189H223V188H222ZM234 189H235V188H234ZM250 189H252V188H250ZM226 190H227V189H226ZM237 190H238V189H237ZM119 191H120V190H119ZM187 191H188V190H187ZM219 191H221V189H220ZM219 191H218V188H217V192H219ZM230 191H232V190H230ZM230 191H229V192H230ZM233 191H234V190H233ZM252 191H254V190H252ZM192 192H193V190H192ZM205 192H206V191H205ZM226 192L228 193V191H226ZM236 192H237V194H239L238 191H236ZM119 193H120V192H119ZM194 193H195V192H194ZM209 193H208V194H209ZM219 193H220V192H219ZM221 193H222V192H221ZM234 193H235V192H234ZM245 193H246V192H245ZM254 193H255V192H254ZM256 193H255V194H256ZM206 194H207V193H206ZM217 194H218V193H217ZM224 194H225V193H224ZM209 195H210V194H209ZM212 195L214 196L213 193H212ZM218 195H219V194H218ZM226 195H227V194H226ZM226 195H225V196H226ZM239 195H240V194H239ZM243 195H245V194H243ZM243 195H242V196H243ZM210 196H211V195H210ZM219 196H220V195H219ZM227 196H228V195H227ZM229 196H230V194H229ZM259 196L262 197L263 195H259ZM196 197H197V196H196ZM211 197H212V196H211ZM244 197H245V196H244ZM246 197H247V196H246ZM249 197H250V196L248 195L247 198H249ZM255 197H256V195H255ZM261 197H258V198L256 197V198L260 200V199H262ZM111 198H112V197H111ZM220 198H222V197H220ZM236 198H237V196H236ZM239 198L242 200L241 197H239ZM256 198H255V199H256ZM215 199H216V198H215ZM215 199H214V201H215ZM244 199H245V198H244ZM257 199H256V200H257ZM212 200H213V199H212ZM217 200H218V199H216V201H217ZM224 200H225V198H224ZM237 200H238V199H237ZM246 200H247V199H246ZM248 200H249V199H248ZM248 200H247V201H248ZM230 201H231V200H230ZM242 201H243V200H242ZM250 201L252 202V200H250ZM250 201H249V203H250ZM257 201H258V200H257ZM261 201H263V203H264V199L261 200ZM107 202L109 203V202H111V201H110V200H107ZM200 202H201V201H200ZM220 202H221V199H220ZM222 202H225V201L222 200ZM231 202H232V201H231ZM231 202H230V203H231ZM233 202H234V201H233ZM233 202H232V205L234 206V203H233ZM259 202H260V201H259ZM205 203H206V201H205ZM218 203H219V202H218ZM226 203H227V200H226ZM226 203H225V204H226ZM230 203H229V204H230ZM235 203H236V202H235ZM242 203H243V202H242ZM247 203H248V202H247ZM109 204H110V203H109ZM227 204H228V203H227ZM245 204H246V201H245ZM250 204H251V203H250ZM255 204H256L257 206L259 205V204H257V202H256V203L253 202L251 206L254 207V206H256ZM202 205H203V202H202ZM208 205H209V204H208ZM214 205H215V204H214ZM260 205H263V204L260 203ZM203 206H204V205H203ZM209 206H210V205H209ZM229 206H230V205H229ZM233 206H232V207H233ZM235 206H236V205H235ZM240 206H241V205H240ZM240 206H239V207H240ZM244 206H245V205H244ZM248 206H249V205H248ZM200 207H202V206H200ZM239 207H236V208H239ZM246 207H247V206H246ZM258 207H259V206H258ZM263 207H264V206H263ZM207 208H208V207H207ZM180 209H181V208H180ZM185 209H186V208H185ZM189 209H193V204H192V206H191ZM189 209H188V210H189ZM197 209H199V208H197ZM200 209H202V208H200ZM203 209L205 210V208H203ZM203 209H202V210H203ZM208 209H209V208H208ZM246 209H247V208H246ZM195 210H196V208H194V211H195ZM237 210H238V209H237ZM192 211H193V210H192ZM194 211H193V212H194ZM199 211H200V210H199ZM199 211H197V212H199ZM258 211H260V210H258ZM184 212H186V210H185ZM184 212H183V213H184ZM187 212H188V211H187ZM193 212H192V213H193ZM201 212H202V211H201ZM239 212H240V211H239ZM239 212H238V213H239ZM255 212H256V211H255ZM260 212H262V211H260ZM183 213H182V214H183ZM189 213H191L190 210H189ZM204 213H205V212H204ZM204 213H203V214H204ZM211 213H212V212H210V211H209V212H206L205 215H203V214L200 213V212H199V213H195V216H196V214H199V217H197L198 219H197V218H195V219L198 220V223L200 224V225H199V228L202 229V230H199V228H198V230H199L200 232H203V234H204L203 236H204V237H203V236H201V237L198 236L199 238H202V237H203V238H202V243H200L201 240H200V241L198 240L199 242L196 243V240H197L198 238L196 239L195 237H197V236H195L196 234L194 235V233H193V235H194L195 237H192V239L190 238L189 241L194 242L195 244H198V245H194V247L189 248V244H190V243L187 242V245H186V243H185V245L187 246L186 248H184L182 245L180 246L181 249H182V257L184 256L185 252L187 253V250H188V249L190 250V251H189V254H188V256H187V257L189 258V259L187 258V259H188V263H190V262H194L193 257H196L194 264H204V263H207V262L209 261V259H210V257L207 258V256H205V259H206V260L203 259V257H202V252H203L205 249H207L208 247H211V243H212V238H211V236H213V234H214L213 239H215V233H214V232H217V231H216L217 226H218L217 229H220V228H221V227H220V225H221L220 223H222V222L225 223V221H226V220L224 219L225 216L222 217V218H223V219H222L223 221L220 222V221H221V218H217V217L214 216V215H213V217H211V216H212ZM263 213H264V212H263ZM229 214H230V213H229ZM184 215H185V214H184ZM186 215L189 216L187 219H189L190 216H191L190 214H186ZM192 215H194V213H193ZM207 215H208V216H207ZM222 215H223V214H222ZM249 215H250V214H249ZM254 215H255V214H254ZM262 216H263V215H262ZM248 217H249V216H248ZM181 218H182V217H181ZM185 218H186V216H185ZM252 218H254V217H252ZM255 219H256V218H255ZM70 220H71V219H70ZM256 220H257V219H256ZM260 220H261V219H260ZM262 220H263V219H262ZM187 221H188V220H186L185 222H187ZM217 221H219V222H217ZM258 221H259V220H258ZM188 222H189V224H188L189 226H188V227H192V228L190 229L191 231H192V230H193V231L195 230L194 227H196V229H197V226H198V225H194V223L196 222L194 219L190 218ZM188 222H187V223H188ZM254 222H255V221H254ZM263 222H264V221H263ZM71 223H72V222H71ZM183 223H184V220H183L182 224H183ZM218 223H219V224H218ZM62 224H63V222H62ZM177 224H178V223H177ZM177 224H176V226H178ZM184 224H186V223H184ZM184 224H183V227L185 226ZM259 224H260V223H259ZM69 225H70V224H69ZM263 225H264V224H263ZM263 225H262V226H263ZM221 226H222V228H221V230L218 232V233H219V234H218L219 237L221 236V234H222L223 236L227 234L226 236H224V237H227V236L230 234V230L228 231L229 226L226 225V230H225L226 232H224V228H223L224 225L222 224ZM257 226H260V225H257ZM183 227L181 226V228H183ZM219 227H220V228H219ZM263 227H264V226H263ZM184 228H185V227H184ZM239 228H240V227H239ZM259 228H260V227H259ZM261 228H262V227H261ZM174 230H175V229H174ZM178 230H179V229H178ZM186 230H187V229H186ZM183 231H184V230H183ZM188 231H189V230H188ZM227 231H228V232H227ZM243 231H244V230H243ZM243 231H242V232H243ZM256 231H257V230H256ZM176 232H177V231H176ZM186 232H187V231H186ZM254 232H255V231H254ZM189 233H190V231H189ZM195 233H196V232H195ZM225 233H226V234H225ZM236 233H237V232H236ZM198 234H200V233H198ZM238 234H239V233H238ZM255 234H256V233H254V235H255ZM257 234H258V233H257ZM0 235H1V234H0ZM177 235H178V232H177ZM177 235H176V236H177ZM182 235H183V234H182ZM182 235H181V236H182ZM187 235L189 236V234H187ZM201 235H202V233H201ZM233 235H234V234H233ZM216 237H217V236H216ZM228 237H229V236H228ZM186 238H187V237H186ZM217 238H218V237H217ZM235 238H236V237H235ZM250 238H251V237H250ZM223 239H224V238H222V240H223ZM232 239H233V236H231V241H230V242H232ZM245 239H246V238H245ZM247 239H248V238H247ZM257 239H259V238H257ZM261 239H262V238H261ZM215 240H216V239H215ZM217 240H218V239H217ZM228 240H229V238H228ZM237 240H238V239H236V241H237ZM241 240H242V239H241ZM241 240H240V241L238 240L239 243L237 242V243H238V244H237V247H239V249L242 247V245H244V244L242 243L243 241H241ZM220 241H221V240H220ZM244 241H245V240H244ZM246 241H247V240H246ZM257 241H258V240H257ZM177 242H178V241H177ZM179 242H180V240H179ZM247 242L249 243V240H248ZM251 242H252V241H251ZM258 242H259V241H258ZM214 243H215V242H214ZM217 243H218V242H217ZM227 243H228V242H227ZM235 243H236V242H235ZM235 243H234V245H236ZM221 244H222V243H221ZM230 244H231V243H230ZM246 244H247V243H246ZM183 245H184V244H183ZM172 246H173V245H172ZM192 246H193V245H192ZM218 246H220V245H218ZM247 246H248V245H247ZM213 247H214V246H213ZM213 247H212V248H213ZM230 247H231V246H230ZM173 248H175V247H173ZM193 248H194V249H193ZM216 248H217V247H216ZM218 248H219V247H218ZM227 248H229V247L227 246ZM242 248H244V247H242ZM179 249H180V248H179ZM208 249H209V248H208ZM237 249H238V248H237ZM263 250H264V237H263L262 240H260L259 244H256V242H255V243L252 242V243L248 246L247 251H248L249 255H247L246 257L249 258L250 254H251L250 258H252L253 255H254V257H256L255 261L258 260V258L261 259V257H263V255H264ZM212 252H214V251L212 250ZM225 252H227V251L224 250V253H225ZM244 252H245V251H244ZM30 253H31V252H30ZM176 253H177V252H176ZM176 253H173V254L175 255ZM210 253H211V251H210ZM221 253H222V252H221ZM35 254H37V253H35ZM173 254H172V255H173ZM208 254H209V253H208ZM31 255H32V254H31ZM213 255H214V254H213ZM216 255H218V254H216ZM34 256H35V255H34ZM185 256H186V255H185ZM239 256H240V255H239ZM65 257H67V256H65ZM172 257H173V256H172ZM214 257H215V255L213 256V260H214ZM218 257H219V255L216 256V258H215L216 261L219 260V259L221 258V257H220V258H218ZM254 257H253V258H254ZM175 258L177 259V256H176ZM211 258H212V256H211ZM243 258H245V257H243ZM241 259H242V257H241ZM26 260H27V258H26ZM28 260H29V259H28ZM170 260H172V259H170ZM192 260H193V261H192ZM210 260H212V259H210ZM251 260H252V259H251ZM261 260H262V259H261ZM31 261H32V259H31ZM31 261H30V262H31ZM34 261H35V260H34ZM216 261H215V262H216ZM249 261H250V259H249ZM249 261H248V259H246V258L244 259L243 262H241V260H240V262H241L242 264H249ZM66 262H68V261H66ZM172 262H174V261H172ZM237 262H238V261H237ZM247 262H248V263H247ZM252 262H253V260H252ZM252 262H251V263H252ZM256 262H257V261H256ZM258 262H259V261H258ZM152 263H153V262H152ZM169 263H171V262H169ZM169 263H168V264H169ZM211 263H212V261H211ZM213 263H214V261H213ZM235 263H236V262H235ZM254 263H255V262H254ZM71 264H72V263H71ZM153 264H154V263H153ZM214 264H215V263H214ZM256 264H257V263H256Z\"/></svg>","mask_w":264,"mask_h":264}]
</instances>
